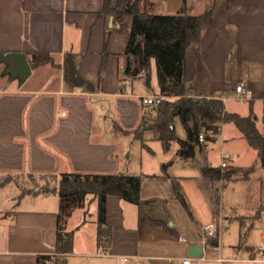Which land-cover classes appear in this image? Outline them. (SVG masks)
I'll use <instances>...</instances> for the list:
<instances>
[{"label": "crops", "instance_id": "obj_1", "mask_svg": "<svg viewBox=\"0 0 264 264\" xmlns=\"http://www.w3.org/2000/svg\"><path fill=\"white\" fill-rule=\"evenodd\" d=\"M103 5L104 0H0V50L25 52L29 62L37 51L54 59L30 64L32 72L23 82L6 71V63L0 64V188L15 185L14 192H0V264H37L38 255L55 253L61 198L40 188L58 184L61 173L135 174L123 166L125 137L147 110L144 96L152 94L146 91L145 77L131 78L125 71L131 16L120 8L103 11ZM115 5L113 0L110 7ZM213 5V21L205 32L212 42L205 50L203 45L190 50L185 77L208 96L222 98L228 111L253 113L264 134V0H215ZM165 7L159 4V10ZM68 54L88 85L65 78ZM233 61L240 67L230 68ZM240 82L245 84L242 100L236 91ZM233 99L248 102V111L231 110L228 101ZM227 123L233 122H222L219 134L229 137V144L246 139L234 123L230 136L223 132ZM207 147L203 143L201 151L206 153ZM163 167L162 174H135L142 176L139 204L107 196L108 227L101 238L98 201L89 195L79 221L74 212L65 221V229L74 230L73 248L58 255L59 264H172L170 258L193 257L190 245H202L204 239L201 219L192 213L191 223L182 226L170 212L148 215L156 198L165 209L168 205L162 192L143 194L146 179H170L167 164ZM171 197L179 199L176 192ZM94 202L97 218L87 224ZM218 234L206 237L205 259L197 264L260 263L254 254L224 257L223 244L213 253L207 240L219 239Z\"/></svg>", "mask_w": 264, "mask_h": 264}, {"label": "trees", "instance_id": "obj_2", "mask_svg": "<svg viewBox=\"0 0 264 264\" xmlns=\"http://www.w3.org/2000/svg\"><path fill=\"white\" fill-rule=\"evenodd\" d=\"M113 0H104L103 11L122 12L132 18V27L126 55L125 71L131 78L145 77L150 74L155 62L158 78L157 95L153 109L144 111L138 126L133 130L136 138L143 139L147 130L157 128L158 138L168 149L174 138L178 139V155L190 158L195 148L202 146L199 135L206 134V139H214L220 132L222 122H233L242 132L249 145L258 151L259 159L264 166V134L257 126L254 114L241 115L228 111L222 98L210 97L202 89L185 77L186 57L190 48L201 42L204 31L213 21L214 5L200 14H192L185 7L173 13L159 12L156 0H116L115 7H110ZM158 10V11H157ZM1 51V50H0ZM73 56H66L65 78L76 85H88L75 68ZM54 63L53 57L42 51L31 53L30 64L37 66ZM152 111L155 116L152 117ZM179 117L186 138L175 135V118ZM203 176L215 181L228 176L226 168L205 164ZM49 181V180H48ZM142 176L116 173H81L64 172L60 174L58 184L44 185L40 188L45 193L57 192L61 198L58 212L57 241L54 254H40L37 264H59L58 255L69 253L73 248L74 230L65 229V221L75 207L84 206L89 195L98 201L99 237L105 235L106 199L110 194L120 196L132 203H140ZM177 198L192 217V211L182 192L174 185ZM264 206L260 207V210ZM212 246L219 244L218 236L209 238Z\"/></svg>", "mask_w": 264, "mask_h": 264}, {"label": "rangeland", "instance_id": "obj_3", "mask_svg": "<svg viewBox=\"0 0 264 264\" xmlns=\"http://www.w3.org/2000/svg\"><path fill=\"white\" fill-rule=\"evenodd\" d=\"M214 1L156 0L158 4L163 3L167 6V8H164L165 10H159L161 13H166V11L175 12L177 8L185 7L192 14L204 12ZM205 32L206 30L202 35V39H205L198 45L192 46L190 50L196 46L200 48L201 45L205 50L211 44L212 41L207 39ZM204 54L206 55L205 51ZM232 56L233 54H231ZM231 66L239 68L240 62L233 61L230 63V68ZM149 75L150 86L146 87V91L155 95L158 93L159 87L155 62L152 63ZM136 84H138V81L135 80V86H137ZM230 95L233 96V94ZM228 105L231 110H239L241 113L248 111V102L246 101L233 99L228 101ZM146 108L152 110L153 105H146ZM154 116L155 113L152 111V117ZM174 125L175 135L178 138H185L186 131L179 117L175 118ZM232 126L233 123H227L223 132L227 133L228 131L230 136ZM158 135L159 130L157 128L147 130L143 139L136 138L132 132L125 137L127 140L124 144L127 152L126 163L123 165L124 169L135 174H139L141 171L162 174L164 172L163 166L167 164V171L172 175L170 179L167 177L160 179L151 177L143 183V194L145 196L153 192H162L168 198L166 209L156 198L157 201L150 204V210H148L149 207L146 208L148 215L167 216L170 212L178 224L183 226V224L191 223L192 219L188 210L179 199L171 197L175 192L174 185H177L188 202L194 217L201 219L203 225H216V230L219 232V245L222 246L223 244L224 257L249 258L250 255L254 254L257 258H261L260 263L257 264H264V211L260 210L261 202L264 201V166L259 159L257 150L249 147L246 139L239 143L230 142L231 144H229V137L226 138V136H220L217 133L214 139L204 140L203 143L210 146L209 149L208 147L205 149V151L208 150L206 153H203L198 145L195 148L196 151L193 157L181 158L177 156V149L180 147L178 139L174 138L170 147L166 149ZM225 153H229L231 156L229 165L226 167L230 176L215 181L204 178L203 165L219 166ZM20 183L26 182L21 180ZM37 183L39 181L36 180L31 185L35 186ZM56 184V181H53L51 187ZM14 189L15 185L10 183L0 188V192H14ZM125 204L129 205L128 203ZM80 208H83V206L75 207L68 217L74 212V218L79 221L82 215L79 211ZM89 211L87 224L92 223L97 218V202L90 205ZM141 213L145 215L143 206ZM242 218L245 220L244 222L241 221ZM185 227L188 228L186 225ZM89 228L87 227L85 230H89ZM217 249L218 246H213L212 252L216 253Z\"/></svg>", "mask_w": 264, "mask_h": 264}, {"label": "water", "instance_id": "obj_4", "mask_svg": "<svg viewBox=\"0 0 264 264\" xmlns=\"http://www.w3.org/2000/svg\"><path fill=\"white\" fill-rule=\"evenodd\" d=\"M0 63H6V71L10 72L11 76H17L21 82L25 81L32 72V67L27 58V54L21 51H0ZM146 84L150 86V75L146 73ZM257 119V116H254ZM49 182L47 181V184ZM203 246L199 243H193L189 247V254L197 257L202 253Z\"/></svg>", "mask_w": 264, "mask_h": 264}, {"label": "built area", "instance_id": "obj_5", "mask_svg": "<svg viewBox=\"0 0 264 264\" xmlns=\"http://www.w3.org/2000/svg\"><path fill=\"white\" fill-rule=\"evenodd\" d=\"M244 87H245L244 83H239L236 85V91L238 93V99H240V100L245 98V96H244L245 88ZM154 97H159V98L163 99L165 96H163V95H157V96L147 95V96H144L143 102L147 105H151L154 102ZM199 139L201 142H204V140L206 139V134L204 132H201L199 135ZM230 158H231V156L229 155V153H225L222 156L220 166L222 168H226L229 165ZM203 234H204V239L202 240L203 250L199 256L187 257V258H183V259L170 258L169 262L172 264H197V262H198L197 259L204 260L205 259L204 254H205V246H206V237L216 236V225L215 224H208V225L203 226Z\"/></svg>", "mask_w": 264, "mask_h": 264}]
</instances>
